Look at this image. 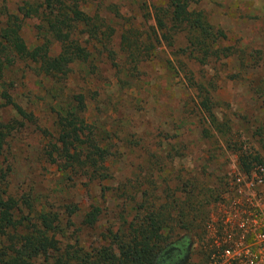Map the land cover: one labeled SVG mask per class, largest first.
I'll return each instance as SVG.
<instances>
[{
	"label": "trees",
	"instance_id": "16d2710c",
	"mask_svg": "<svg viewBox=\"0 0 264 264\" xmlns=\"http://www.w3.org/2000/svg\"><path fill=\"white\" fill-rule=\"evenodd\" d=\"M198 1L164 0L152 3L149 10L146 0H131L129 5H105L102 0H0V114L4 108L15 112L6 121L0 118V157L9 137L35 122L33 112L16 102L7 83V72L22 63L53 81L44 85L45 94L53 101V116L40 153L64 178V189L75 188V180L85 189L82 198L88 203L74 235L79 227L98 225L109 189L106 182L114 178L105 163L108 149L124 138L117 127L108 129L98 115L89 116V101L97 104L103 100L96 59H105L115 69L118 88L124 89L159 56L156 48L160 46L198 65L229 58L233 53L222 45L224 33H210L205 13L194 6ZM124 7L129 9L128 17L123 14ZM26 21L33 22L37 35L33 47L23 38ZM75 68L84 76L76 89L70 86ZM183 75L197 98L193 107L212 120V125L218 123L212 116V77L197 78L191 71ZM238 161L243 172L264 165L257 154L247 152L239 153ZM9 171L8 166L0 167V264H179L189 251V232L205 239L208 206L219 200L228 176L212 186L190 176L177 187L182 195L166 193L163 202L153 201L152 191L147 189L140 202L134 203L129 195L131 218L117 227L108 226L101 232V241L86 248L67 234L83 208L81 201L13 194L6 179ZM94 184L100 187L97 198L90 192ZM171 245L178 249L168 260L164 253ZM201 254L203 264V251Z\"/></svg>",
	"mask_w": 264,
	"mask_h": 264
},
{
	"label": "rangeland",
	"instance_id": "374dc122",
	"mask_svg": "<svg viewBox=\"0 0 264 264\" xmlns=\"http://www.w3.org/2000/svg\"><path fill=\"white\" fill-rule=\"evenodd\" d=\"M102 1L105 5L131 4V0ZM162 1L146 0L148 9L151 10L152 3ZM194 6L205 13L210 33H224L222 45L233 53L229 58L198 65L160 46L156 48L159 56L147 63L124 89L118 88L115 69L105 59H96L95 73L103 89V100L97 104L89 101V116L98 115L106 121L108 129L117 127L124 138L108 149L105 163L114 178L106 182L109 189L104 194L105 210L98 225L79 227L75 235L72 232L79 226L88 203L82 198L85 189L79 180H75V188L64 189V178L40 153L53 116V101L45 94L44 85L50 86L53 81L35 74L22 63L7 72L14 99L33 112L35 118L34 123L15 131L4 146L0 167H9L6 176L9 188L18 195L31 193L55 201L59 197L81 201L83 208L73 218L75 226L67 234L86 248L97 245L101 232L108 226L117 227L131 218L129 195L134 197V203L140 202L147 189L148 193L152 191L153 201L163 202L166 193L176 191L180 195L181 181L190 176L212 186L219 178L240 170L239 153L257 154L264 161V0H199ZM122 11L126 17L130 15L126 7ZM136 17L140 15L136 13ZM22 34L29 47L37 43L32 21H26ZM75 71L70 78L74 89L84 77L78 68ZM183 71H191L197 78L212 77L214 83L210 88L215 102L212 116L218 121L215 125L193 107L197 98L187 87ZM14 113L13 109L4 108L0 118L6 121ZM127 181L132 186L121 184ZM90 192L97 198L100 187L94 184ZM217 202H210L209 214ZM188 236L189 251L179 264H201L204 239L201 241L199 235L192 237L190 232Z\"/></svg>",
	"mask_w": 264,
	"mask_h": 264
},
{
	"label": "built area",
	"instance_id": "2783aa9c",
	"mask_svg": "<svg viewBox=\"0 0 264 264\" xmlns=\"http://www.w3.org/2000/svg\"><path fill=\"white\" fill-rule=\"evenodd\" d=\"M212 209L203 264H264V165L229 173Z\"/></svg>",
	"mask_w": 264,
	"mask_h": 264
},
{
	"label": "flooded vegetation",
	"instance_id": "af4514ba",
	"mask_svg": "<svg viewBox=\"0 0 264 264\" xmlns=\"http://www.w3.org/2000/svg\"><path fill=\"white\" fill-rule=\"evenodd\" d=\"M177 249H178L177 246H175V245H171V246L165 251V253H164L165 258L168 259V260L172 259L173 254H174V251L177 250ZM185 256H186V255L183 256V259L185 258ZM183 259H182V260H183ZM180 262H182V261H180Z\"/></svg>",
	"mask_w": 264,
	"mask_h": 264
}]
</instances>
